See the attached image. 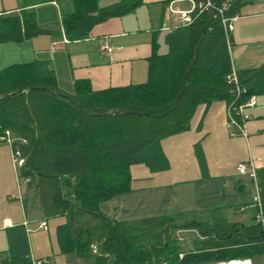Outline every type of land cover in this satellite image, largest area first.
I'll return each mask as SVG.
<instances>
[{
	"label": "trees",
	"instance_id": "1",
	"mask_svg": "<svg viewBox=\"0 0 264 264\" xmlns=\"http://www.w3.org/2000/svg\"><path fill=\"white\" fill-rule=\"evenodd\" d=\"M100 1L73 0V10L62 19L69 40L85 38L95 24L143 3L113 0L100 6ZM213 1H227L225 14L233 16L253 0ZM43 32L31 12L0 17V41ZM165 43L164 53L152 43L145 82L98 91L82 80L72 93L60 90L42 62L0 69V135L8 129L14 137L13 147L24 157L20 172L41 194L44 214L66 216L57 228L61 251L85 264H206L264 254V168L256 170L259 194L248 224L184 213L113 222L99 208L100 201L130 188L131 163L151 169L166 164L161 138L188 128L198 104L224 100L227 106L264 89L263 64L236 71L246 92L235 96L227 81L232 66L226 35L213 10L168 31ZM34 86L54 87L84 106L27 90ZM259 206L263 221L256 219ZM183 229H195L204 238L183 250L178 237ZM5 233L8 245L0 252V264H32L26 226L13 224Z\"/></svg>",
	"mask_w": 264,
	"mask_h": 264
},
{
	"label": "crops",
	"instance_id": "2",
	"mask_svg": "<svg viewBox=\"0 0 264 264\" xmlns=\"http://www.w3.org/2000/svg\"><path fill=\"white\" fill-rule=\"evenodd\" d=\"M142 1L132 12L95 24L87 37L69 40L62 19L73 10V0H0L1 18L31 12L45 30L21 40L0 41V69L42 62L54 75L57 87L69 93L77 80L87 81L93 91L143 83L148 77L152 43L155 40L164 53L166 33L180 23L178 14L169 7L187 9L193 0ZM111 2L101 0L99 5ZM235 15L228 44L232 68L236 72L263 65L264 0L245 2ZM54 41H58L56 47ZM104 43L112 48L109 53L102 49ZM253 96L254 104L247 108L249 117L244 122L245 135L230 133L237 128L226 126L224 100L198 104L188 128L161 138L166 164L151 169L146 163H131L130 188L100 201V210L118 220L184 213L201 219L250 223L259 189L257 176L249 172L251 167L255 172L264 168V89ZM240 161L247 164L244 173L237 169ZM18 181L12 146L0 140V252L8 245L5 228L23 223L32 258H45V264L83 261L60 249L57 228L66 216L36 214L34 205L28 212ZM247 207L251 212L240 215ZM42 221L45 226H40ZM180 231L190 234L183 250L194 249V241L204 238L195 229ZM182 232L178 233L180 240L185 239ZM245 259L264 264V254Z\"/></svg>",
	"mask_w": 264,
	"mask_h": 264
},
{
	"label": "built area",
	"instance_id": "3",
	"mask_svg": "<svg viewBox=\"0 0 264 264\" xmlns=\"http://www.w3.org/2000/svg\"><path fill=\"white\" fill-rule=\"evenodd\" d=\"M228 7L227 1L222 3L221 5H216L213 0H193L191 7L187 9L177 10L173 7H169V10H171L173 13H177L180 19L179 25H188L190 24L195 17V14H198L201 11L208 10L214 12V15H218L220 17L221 25L224 29V33L226 35L227 44H229L230 40V33L233 29V21L236 18V15L233 16H227L225 14V10ZM63 40L66 41L65 37H63ZM58 45V41L53 42V47H56ZM102 49L106 52H110L112 48L104 43L102 45ZM227 81L232 84L234 87L232 90L236 97H238L240 94L245 93L246 89L241 87L238 78L236 75L235 70L232 68V72L230 75L227 76ZM254 104V96L251 95L249 98L239 101L236 103H231L226 106V126L228 129H230L232 126H235L237 129L236 131H231L230 133L232 135L234 134H242L245 135V128H244V122L249 117V114L247 112V108L252 106ZM0 140L7 141L12 146V154L14 157V162L16 163V166H20L23 163L24 157L21 155L20 149L18 147H13V140L14 137L11 135L10 131L8 129L5 130V133L0 135ZM25 141V139H23ZM237 169L239 172L244 173L247 171V164L244 161H240L237 163ZM250 175L255 177L256 172L254 167H251ZM256 219L263 221L261 208L259 206L258 212L256 213ZM46 222L42 221L40 223V226H45ZM263 229H264V222H263ZM94 247V244H93ZM46 261L45 258H39V257H33L32 258V264H43ZM247 264H251L248 259L245 258H231L228 260H224L223 264H233L234 262H246Z\"/></svg>",
	"mask_w": 264,
	"mask_h": 264
},
{
	"label": "rangeland",
	"instance_id": "4",
	"mask_svg": "<svg viewBox=\"0 0 264 264\" xmlns=\"http://www.w3.org/2000/svg\"><path fill=\"white\" fill-rule=\"evenodd\" d=\"M18 172H19V190L21 194L24 196V199L27 201L26 206L28 212L31 211L32 205H34V211L36 214H42L43 210L41 208L42 200L40 198L41 194H37L35 187L33 184L29 183V179L25 180L24 176L20 172V167H18ZM251 212L250 208H246L244 212H239L240 215L242 214H249ZM34 213V214H35ZM182 231H178L179 234H181ZM182 234L185 236L184 240H180L179 243L180 245H183L185 242L189 240L190 234L186 231H183ZM45 264V263H44ZM79 264H85L83 261H80Z\"/></svg>",
	"mask_w": 264,
	"mask_h": 264
},
{
	"label": "water",
	"instance_id": "5",
	"mask_svg": "<svg viewBox=\"0 0 264 264\" xmlns=\"http://www.w3.org/2000/svg\"><path fill=\"white\" fill-rule=\"evenodd\" d=\"M31 88L38 89V90H40V91H43V92L49 93L50 95L55 96V97H63V98H65V99H68V100H70V101H73L75 105L84 106V105H82V104H80V103H78V102H75L70 96H68L67 94L63 93L62 91H60V90H58V89H56V88H54V87H44V86H42V87H37V86H34V87H29L27 90H29V89H31ZM6 95H7V94H3L2 97L6 96ZM36 139H37V138H36ZM76 180H77V178H76ZM113 222H115V219H114V218H113ZM199 223H200V222H199ZM199 223H198V224H199ZM240 225H242V223H240ZM236 229L239 230L240 227H237ZM109 255H110V254H109ZM153 264H155V262H154Z\"/></svg>",
	"mask_w": 264,
	"mask_h": 264
},
{
	"label": "bare ground",
	"instance_id": "6",
	"mask_svg": "<svg viewBox=\"0 0 264 264\" xmlns=\"http://www.w3.org/2000/svg\"><path fill=\"white\" fill-rule=\"evenodd\" d=\"M248 263V261H246V262H234L233 264H247Z\"/></svg>",
	"mask_w": 264,
	"mask_h": 264
}]
</instances>
